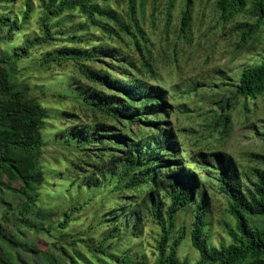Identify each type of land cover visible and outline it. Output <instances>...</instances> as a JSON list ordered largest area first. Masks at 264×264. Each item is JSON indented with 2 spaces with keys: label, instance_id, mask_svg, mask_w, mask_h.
I'll return each mask as SVG.
<instances>
[{
  "label": "trees",
  "instance_id": "trees-1",
  "mask_svg": "<svg viewBox=\"0 0 264 264\" xmlns=\"http://www.w3.org/2000/svg\"><path fill=\"white\" fill-rule=\"evenodd\" d=\"M157 1L0 0V38L12 42L24 34L0 56V264H264V168L237 160L219 136L232 129L237 107L248 119L264 101V59L244 69L232 93L218 100L230 113L204 125L213 138L185 148L172 113L182 108L179 96L203 95L202 84L178 76L166 87L161 72L170 64L182 71L179 55L192 43L198 16L194 0H185L172 39L176 0L166 1L159 21ZM214 9L224 24L241 13L255 18L240 25L241 44L264 21V0H215ZM23 58L42 71L74 69L58 94L72 104L59 111L68 124L54 137L66 167L52 179L41 159L51 116L16 81ZM65 172L69 183L61 179ZM44 191L57 204L45 206ZM212 195L226 201L228 217L220 225L228 243L211 240ZM86 207L82 225L69 229ZM181 212L191 222L180 228ZM28 230L35 240L48 242V235L57 242L52 250L30 243ZM186 233L200 253L196 263L178 255Z\"/></svg>",
  "mask_w": 264,
  "mask_h": 264
},
{
  "label": "rangeland",
  "instance_id": "rangeland-1",
  "mask_svg": "<svg viewBox=\"0 0 264 264\" xmlns=\"http://www.w3.org/2000/svg\"><path fill=\"white\" fill-rule=\"evenodd\" d=\"M166 1H157L158 7L155 13L158 21L164 19V13L167 11ZM214 2L215 0H194L193 15L198 17L194 26H192V43L190 47L189 45L187 46L188 49L185 55H179L182 71L179 72L174 65L170 64L163 66L164 68L161 72L165 79L166 87H170V84L175 80L181 81V78L185 76H190L194 81L202 84L200 87L203 95H201V92L197 95L194 91H190L184 97L179 96L177 98L176 101L183 105L178 112H173L171 117L172 122L181 129L180 138L183 139L184 147L187 149H190L192 145H196L200 141L213 138V135L204 125L211 118L220 115V113H230V107L222 110L218 100L225 99V96L232 93L233 86L244 69L264 59V21L260 23L258 31L246 38L241 44L242 31L239 29L240 25L248 22L253 23L256 21L255 18L246 13H241L224 24L218 19V13L214 9ZM184 5L185 0H176L174 7L171 9L172 15L169 27H171L170 35L172 39L176 37L174 33L176 30L175 26L180 22ZM147 10L150 12L154 10V7L147 5ZM36 17L30 20V30H33L36 26ZM199 17L203 18V21H200ZM21 35L23 36L24 34L21 33L14 36L12 42L0 38V56L7 47L10 49L19 45ZM157 36L155 34V37ZM32 60L31 58H23L17 63L15 78L17 82L27 87L26 90L30 94L38 97L50 113L51 117L47 120L46 129L43 132L48 143L44 147L41 159L45 170L48 171L47 176L52 179L51 175L54 174L52 172L59 169L65 170L66 167V163L61 160V154L64 150L54 137L58 131L65 128L66 124H68V121L60 116L59 111L71 109L72 104L68 100L60 99L58 94L66 90V81L72 75L74 69L70 66H65L53 68L50 71H42L37 66V63ZM178 76H181V78ZM185 108H188V111L181 112ZM231 123L233 125L232 129L225 136L219 135L223 139L225 138L226 149L234 153L237 160L250 161L251 165H258L264 168V160L255 159L251 155L252 153L264 155V138L255 132L253 126V124H256L257 128L261 130L260 134L264 131V101L260 103L258 110H254L250 114L248 119L245 118L241 107H237L236 111L231 114ZM56 179L58 180L57 177ZM61 179L63 182L66 181V183L71 181V178H66V172L63 173ZM46 193L44 191V205L57 204L56 196L52 197ZM210 193L215 194L213 190ZM8 199L13 201L14 205L20 202L18 198H13L11 195H7ZM210 207L213 210V224H211V233H209L212 242L216 245H219L221 241L230 242L231 239H229L220 225V222L228 217L225 199L220 195L213 196ZM89 212L90 208H84L82 215H77L79 219L71 223L72 225L69 229L74 231L82 225ZM262 220L258 219L257 221L261 222ZM177 222L180 228L187 226L191 222V217L188 212H181L177 217ZM24 237L30 243L35 240V236H31L29 230ZM46 237L48 242L36 239L34 243L52 250L51 245L53 242H57V238L49 237L48 235ZM150 252L147 251V256L148 260L152 261ZM178 255L181 259H187L191 263H196L200 257V253L192 246L188 233L181 241Z\"/></svg>",
  "mask_w": 264,
  "mask_h": 264
}]
</instances>
